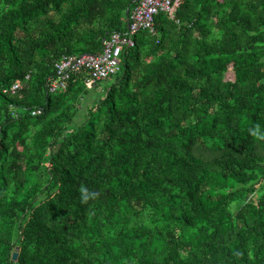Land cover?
Masks as SVG:
<instances>
[{
	"label": "trees",
	"instance_id": "trees-1",
	"mask_svg": "<svg viewBox=\"0 0 264 264\" xmlns=\"http://www.w3.org/2000/svg\"><path fill=\"white\" fill-rule=\"evenodd\" d=\"M180 1L50 93L138 0H0V264H264V0Z\"/></svg>",
	"mask_w": 264,
	"mask_h": 264
},
{
	"label": "built area",
	"instance_id": "built-area-1",
	"mask_svg": "<svg viewBox=\"0 0 264 264\" xmlns=\"http://www.w3.org/2000/svg\"><path fill=\"white\" fill-rule=\"evenodd\" d=\"M180 0H138L129 14L126 30L114 32L104 43L101 53H83L78 56H68L55 63L57 70L56 77L47 79L48 91L50 93L62 92L67 86L71 75L84 71L87 83H96L117 74L120 71V55L122 50L135 45L136 35L143 30L155 31V17L160 12H165L170 18L177 19V12L180 8ZM29 78L26 76L25 80ZM23 87L21 82H15L11 91L20 90ZM43 108H36L31 111L32 115H38Z\"/></svg>",
	"mask_w": 264,
	"mask_h": 264
},
{
	"label": "rangeland",
	"instance_id": "rangeland-1",
	"mask_svg": "<svg viewBox=\"0 0 264 264\" xmlns=\"http://www.w3.org/2000/svg\"><path fill=\"white\" fill-rule=\"evenodd\" d=\"M233 76H234V74H233V71H232V70H229V71L227 72V74H226V78H227V79H232ZM250 199H251V200H254V199H255V196H251Z\"/></svg>",
	"mask_w": 264,
	"mask_h": 264
},
{
	"label": "water",
	"instance_id": "water-1",
	"mask_svg": "<svg viewBox=\"0 0 264 264\" xmlns=\"http://www.w3.org/2000/svg\"><path fill=\"white\" fill-rule=\"evenodd\" d=\"M127 14H129V10H127ZM17 256H18V253H17V252H14V253H13V259H16Z\"/></svg>",
	"mask_w": 264,
	"mask_h": 264
}]
</instances>
